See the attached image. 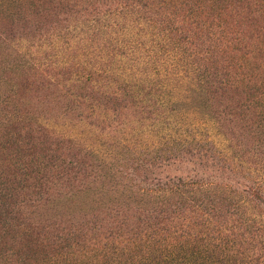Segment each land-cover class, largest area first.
<instances>
[{
    "label": "trees",
    "instance_id": "16d2710c",
    "mask_svg": "<svg viewBox=\"0 0 264 264\" xmlns=\"http://www.w3.org/2000/svg\"><path fill=\"white\" fill-rule=\"evenodd\" d=\"M0 264H264V0H0Z\"/></svg>",
    "mask_w": 264,
    "mask_h": 264
},
{
    "label": "rangeland",
    "instance_id": "374dc122",
    "mask_svg": "<svg viewBox=\"0 0 264 264\" xmlns=\"http://www.w3.org/2000/svg\"><path fill=\"white\" fill-rule=\"evenodd\" d=\"M189 126L192 125V129L195 131V133L198 135V132L200 130H202V123H205L203 130L204 132L207 134V136L209 137V139L215 143V145L217 146V148L221 149L224 147L225 143L222 140L221 137L217 136L216 132L212 129V127L210 126V124H208V122H206L203 118L200 117H194L193 115H191L189 118ZM87 134H84L82 139L87 141ZM89 141H91V139H88Z\"/></svg>",
    "mask_w": 264,
    "mask_h": 264
}]
</instances>
